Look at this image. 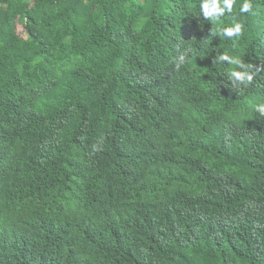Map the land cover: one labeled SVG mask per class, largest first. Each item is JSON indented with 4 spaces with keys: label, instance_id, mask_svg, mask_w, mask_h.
Wrapping results in <instances>:
<instances>
[{
    "label": "trees",
    "instance_id": "16d2710c",
    "mask_svg": "<svg viewBox=\"0 0 264 264\" xmlns=\"http://www.w3.org/2000/svg\"><path fill=\"white\" fill-rule=\"evenodd\" d=\"M200 2L0 0V264H264V0Z\"/></svg>",
    "mask_w": 264,
    "mask_h": 264
},
{
    "label": "clouds",
    "instance_id": "9594fccd",
    "mask_svg": "<svg viewBox=\"0 0 264 264\" xmlns=\"http://www.w3.org/2000/svg\"><path fill=\"white\" fill-rule=\"evenodd\" d=\"M199 7L201 15L218 26L222 25L225 20L230 22V26L219 28L217 33L218 36L229 39L235 37L238 40L244 33L243 14L255 15L251 0H243L239 5H237V0H201ZM233 47H235V41H233ZM176 51L178 55L174 58L175 70L180 71L192 59L193 49H181L177 46ZM216 59L218 63H226L229 66L227 68V80L234 90L247 89L253 84L258 72L264 71V68L260 67L254 70L253 64L245 63L239 54H229L225 51L220 53ZM252 107L255 113L264 117V103L254 104ZM93 150H99L97 145H93Z\"/></svg>",
    "mask_w": 264,
    "mask_h": 264
},
{
    "label": "rangeland",
    "instance_id": "374dc122",
    "mask_svg": "<svg viewBox=\"0 0 264 264\" xmlns=\"http://www.w3.org/2000/svg\"><path fill=\"white\" fill-rule=\"evenodd\" d=\"M17 33L21 36V37H25V33L24 30L22 28L21 25H17Z\"/></svg>",
    "mask_w": 264,
    "mask_h": 264
}]
</instances>
